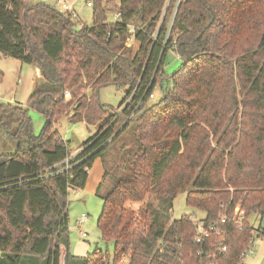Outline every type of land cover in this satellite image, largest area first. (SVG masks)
<instances>
[{
	"label": "trees",
	"instance_id": "1",
	"mask_svg": "<svg viewBox=\"0 0 264 264\" xmlns=\"http://www.w3.org/2000/svg\"><path fill=\"white\" fill-rule=\"evenodd\" d=\"M88 7L91 24L75 27L67 9L0 0V53L32 64L40 77L26 106L0 102V130L27 141L0 154V264H59L68 191L84 186L96 157L104 168L97 224L113 241L112 260L97 249L66 250L64 264H196L203 244L193 221L171 217L179 193L206 223L244 210L243 228L219 223L226 250L216 264H246L240 252L250 217L264 215V0H91ZM169 50L180 64L156 92ZM106 84L124 90L114 113L98 99ZM28 108L44 117L38 135ZM62 116L98 126L75 152L55 127Z\"/></svg>",
	"mask_w": 264,
	"mask_h": 264
},
{
	"label": "rangeland",
	"instance_id": "2",
	"mask_svg": "<svg viewBox=\"0 0 264 264\" xmlns=\"http://www.w3.org/2000/svg\"><path fill=\"white\" fill-rule=\"evenodd\" d=\"M43 1L53 4L56 7L60 6L55 0H33ZM70 2L78 14L75 19V27L82 24H91V7L85 6V0H67ZM113 14L108 15V19H112ZM133 42L132 37L128 40ZM180 64L179 57L172 51L166 52L163 59L162 67L164 70L163 79L158 83L156 92L160 91V86H165V78L170 75ZM40 81V77L36 73V69L32 64L21 62L13 57L6 56L0 53V102H8L20 106H26L33 91L35 84ZM155 93V91H154ZM156 95V93H155ZM124 96V90L115 84L102 85L98 89V99L106 112L114 113L120 109V103ZM28 116L31 124V133L38 135L44 124V117L38 111L28 108ZM58 132L63 139L68 140L69 149L75 152L80 144L89 138L97 130L96 124H88L84 121L70 122L65 116H62L55 124ZM25 146L27 144L25 136L20 139L7 137L3 130H0V154H8L15 152L18 145ZM109 164L111 162L109 161ZM103 165L100 157L93 159L89 169L86 182L82 188H77L76 191L70 189L67 194V210H68V241L62 244L64 246V256L66 250L76 256H85L92 253L94 250H100L106 253L110 260L113 256V241H105L100 237L98 229V217L102 208V198L96 193L98 183L102 179ZM85 213L87 218L82 222L80 228L86 232L85 236H81L78 232V224L76 219ZM182 214H193L196 218L204 217L205 213L202 210L189 207L185 201V193H179L173 200L171 208V217L178 218ZM252 224L259 225L264 228V215L260 218L258 215L250 217ZM258 245L256 253L248 256L246 259L255 256L258 253L260 245L264 247V234L257 239ZM124 259L118 264H124ZM264 264V257L261 259ZM251 263L253 261H250Z\"/></svg>",
	"mask_w": 264,
	"mask_h": 264
},
{
	"label": "built area",
	"instance_id": "3",
	"mask_svg": "<svg viewBox=\"0 0 264 264\" xmlns=\"http://www.w3.org/2000/svg\"><path fill=\"white\" fill-rule=\"evenodd\" d=\"M55 2L60 6V9H67L71 11L74 18L78 17L72 4L67 0H55ZM90 5L91 0H85V6ZM118 14L119 13H116L115 17L118 16ZM149 97H153V93H150ZM65 161H67V158ZM73 190L76 191L77 189ZM188 216L193 221L195 226V241L204 245H202V247L196 251V254L198 255V261L196 264H216L217 253L226 250V246L221 245L217 239V236L221 234V229L218 227L220 222H225L227 219H229L230 221H233L239 229H241L244 226V219H246L244 210L239 206H235L230 215H227L226 213L221 214L217 221L210 223L205 222V216L199 218H196L193 214H188ZM86 218V214L82 212L81 215L76 219V223L78 224V232L81 236L86 235V232L80 228V225L83 221H85ZM251 225V236L248 239L247 245L244 246L240 252V258L244 262L248 256H252L256 253L258 245L257 239L263 235L262 231L258 227L252 223ZM212 233H215V239H210Z\"/></svg>",
	"mask_w": 264,
	"mask_h": 264
},
{
	"label": "crops",
	"instance_id": "4",
	"mask_svg": "<svg viewBox=\"0 0 264 264\" xmlns=\"http://www.w3.org/2000/svg\"><path fill=\"white\" fill-rule=\"evenodd\" d=\"M257 226L261 227L260 224L259 225H256V227ZM255 257L256 258L251 257L249 259H246L245 260V263L246 264H262L261 263L262 262L261 259L264 257V247L262 245H260V248L258 250V253H257V255ZM250 261H253V262L251 263ZM59 264H64V246L62 244L60 245V259H59Z\"/></svg>",
	"mask_w": 264,
	"mask_h": 264
}]
</instances>
